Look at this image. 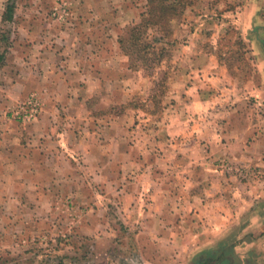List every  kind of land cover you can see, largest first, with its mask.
<instances>
[{
  "label": "rangeland",
  "instance_id": "374dc122",
  "mask_svg": "<svg viewBox=\"0 0 264 264\" xmlns=\"http://www.w3.org/2000/svg\"><path fill=\"white\" fill-rule=\"evenodd\" d=\"M187 2L184 14L169 24L171 33L164 39L162 64L153 69L137 68L129 59L131 70L125 78L128 85L126 81L122 85L127 90L121 91L117 86L123 82L108 85L114 90L112 94H120L122 100L106 101L109 103L106 109H100L99 104H104L103 95H108L102 88L93 99L96 120L103 115L99 112L107 110L112 121L129 124L133 136L143 138L147 161L175 158L174 178L165 174L167 163H160L158 169L155 165L148 167L147 162L140 163L139 167L132 165L126 175L119 158H110L112 162L106 158L103 166L97 163L95 172L101 175L111 172V176L116 173L118 178L109 187L103 186V179L92 180L88 170L84 181L90 201L85 204L62 195L52 199V204L44 210H37L34 201L28 203L29 197L19 193L17 199L23 203L15 216L20 225L0 227L4 235L14 239L9 248L0 245V264H193L200 255L203 259L214 256L226 260L225 264H264V166L240 161L237 152L230 149L243 152V144L254 141L255 131H248L249 120L254 124H262L264 120V100L246 88L250 84L254 89L262 83L257 68L259 55L252 46L263 53L257 40L264 35L255 30L249 34L250 28L243 33L242 24L235 17L247 11L248 15L255 16L254 22L263 23L264 0ZM8 4L14 5L12 20L4 19ZM2 5L0 39L8 37L9 42L3 45L11 43V46L0 67V87L9 50L18 40L19 27L26 22L44 25L47 20L70 28H86L87 17L95 13L98 17L92 21L93 27L103 19L106 22H100L99 26L116 25L118 29L120 24H126L121 27V36L129 26L140 21L147 0H4ZM217 73L226 76L228 81L224 84L219 81V85L211 82L206 87L203 82L207 74L212 77ZM234 83L241 88L238 94ZM189 87L192 93L186 95L188 91L184 90ZM204 91H208L206 117L211 125L201 133L198 114L190 99ZM44 92L35 90L21 100L8 103L6 118L21 125L38 121L45 104ZM125 92L127 99L123 101ZM31 94L39 97L40 112L34 120L25 121L15 115V110H21L20 106ZM223 100L228 109L221 105ZM229 107L237 108L234 117ZM220 111L226 113L216 114ZM231 118L240 123V131H223ZM214 119L224 123L222 127ZM171 120L177 123L175 130L168 133L163 128ZM185 123L187 131H184ZM138 124L143 129L140 133L133 132ZM128 139L132 142L133 137ZM254 148V154L261 152L264 158V141ZM84 166L80 160V168ZM142 171L135 179L137 172ZM156 171L162 173L161 179L154 178ZM169 182L176 190L175 208L180 210L170 214L171 219L166 218L165 223L169 222L170 226H162L165 224L162 216L157 218L162 211H152V204H157L152 193H161L162 187L171 186ZM18 184L20 192L28 190V184L25 187ZM32 190H36L33 185ZM141 193H144L146 210L136 211L132 206L141 200L137 199ZM159 195L157 202L161 203L163 196ZM29 206L32 212H27ZM190 256H193L191 260Z\"/></svg>",
  "mask_w": 264,
  "mask_h": 264
},
{
  "label": "crops",
  "instance_id": "0c3cea01",
  "mask_svg": "<svg viewBox=\"0 0 264 264\" xmlns=\"http://www.w3.org/2000/svg\"><path fill=\"white\" fill-rule=\"evenodd\" d=\"M3 2L4 0H0L2 11ZM2 11L0 12V20ZM97 17L98 15L95 13L88 16L89 22L86 28H70L45 20L44 25L26 22L18 29L19 37L9 50V58L2 71L3 84L0 87V227L20 225V221L17 223L15 216L16 211L21 209L23 203L17 199L19 193L29 197L28 203L34 201L37 210H44L46 205L52 204L50 203L52 199L62 195L72 196L83 204L89 202L88 196L90 194L86 195L85 193L87 187L84 181V177L88 176V170L92 180L103 179V186L105 184L109 187L115 183L117 180L115 178H118L116 173L115 176L114 174L111 176V172L104 173V175L95 172L97 163L103 166L106 158L109 162H112L110 158H119L118 162L124 167V174L126 175L132 165L139 167L140 163L147 162L148 167L155 165L157 166L155 169H158L160 163H167L165 174H170V179L174 178L176 170L172 169V166L176 162L175 158H154L156 164L147 161V158L144 157L146 151L143 138L134 137L130 131L132 127L129 124L119 125V123L112 121L107 110L99 112L103 115H100L96 120L97 113L94 109L95 101L93 99L99 92V88L108 94L102 97L104 104H99L100 109H106V104L108 105L116 99L117 101L122 100L120 94H112L114 90L108 85L112 82H123L117 86L121 91L127 90V86L123 87L122 85H125L124 81L127 83L128 79L125 78L131 70L128 64L129 58L123 53L119 43V36L122 33L121 27H125L126 24H120L121 27L119 26L118 29L116 25L99 26L100 22H106L103 19L97 23L98 27H93L92 21ZM235 17L242 24L243 33H245L246 28H250L249 34L251 32L254 34L255 30V32L264 35V22H254L255 16L248 15L247 11ZM257 41L264 50V38ZM252 47L254 52L256 51L259 55L257 68L261 73L262 83L254 89L250 84L246 85V88L264 100V51L261 53L254 45ZM203 75L206 76V74ZM209 76L207 74L205 82H203L206 87H209L211 82L219 85V81L223 84L228 81L226 76H221L219 73L215 76L212 75V77ZM234 85L237 91L241 90L240 86L237 88V84L234 83ZM231 88L234 90L233 85ZM191 89L189 87V89L184 90L185 93L188 91L186 95H189V92L192 93ZM225 89L228 88L225 87ZM35 90L45 91L43 93L45 104L39 120L28 125H21L8 120L6 118V105L11 101H18L27 97ZM124 95L123 101H126L127 93L125 92ZM187 97L190 96L185 98ZM208 98V91H204L199 94V97L190 99V103L193 102L195 114H198V126L201 133L211 125V121L206 117L209 111L207 107ZM224 101L221 102V105L228 109L227 102ZM235 109L237 108L230 109L231 117L238 113L234 112ZM224 113L226 112L220 111L216 114ZM211 115H213L212 111ZM213 121L221 127L224 124L215 119ZM176 123V120H171L163 129L170 133V131L175 130L174 124ZM261 123L254 124L249 120L248 131H255L253 132L254 141L244 143L243 152L240 153L230 147L232 152H237L236 157L240 161L245 163L250 161L264 166V158L261 156V152L254 154L256 153L255 145L264 141V120ZM139 126L133 132L140 133L143 127L141 124ZM225 126L228 127H224L223 131L227 132L242 129L240 123L235 122L233 118L225 123ZM184 131H187V123H185ZM129 132L132 134L129 135ZM130 136L133 137L132 142H129ZM156 139L158 137H155ZM227 144L229 145V143ZM80 160L85 164L84 169L80 168ZM170 167L173 172L170 171ZM156 172L154 178L161 179L162 173ZM142 173L143 171L137 172L135 179ZM18 183H22L23 187L28 184L26 186L28 190L20 192L17 189ZM32 185L36 190H32ZM43 186L45 187L42 190L37 189ZM172 190L171 184L167 188L162 187L161 193H152L153 199L157 203L152 204V211H162V214L157 218L160 219L162 216L161 221L164 223L166 218L169 219L170 217L171 219L173 212L180 210L175 208L176 190ZM108 194L109 192H107ZM158 194L163 196L161 203L157 202V198L160 200L161 197ZM42 196H45V202H42ZM143 196L144 193H141L137 199L142 200ZM141 200H136L135 205H131L134 210H146L143 208L144 203ZM27 212H32L30 206ZM224 223L225 221L219 225H224ZM29 225L31 227L33 224ZM163 225L170 226V223L167 222ZM13 243L14 239L12 240L10 236L8 237L0 231V245L4 249L9 248ZM192 258L193 256H190L189 260Z\"/></svg>",
  "mask_w": 264,
  "mask_h": 264
},
{
  "label": "trees",
  "instance_id": "16d2710c",
  "mask_svg": "<svg viewBox=\"0 0 264 264\" xmlns=\"http://www.w3.org/2000/svg\"><path fill=\"white\" fill-rule=\"evenodd\" d=\"M188 5L187 0H147V8L141 13L140 21L129 26L119 37L123 53L137 68L153 69L162 64V55L166 47L164 39L170 35L169 24L173 19L183 15ZM14 5L8 4L4 19H13ZM153 34V36H152ZM0 39V67L6 60L9 38Z\"/></svg>",
  "mask_w": 264,
  "mask_h": 264
},
{
  "label": "built area",
  "instance_id": "2783aa9c",
  "mask_svg": "<svg viewBox=\"0 0 264 264\" xmlns=\"http://www.w3.org/2000/svg\"><path fill=\"white\" fill-rule=\"evenodd\" d=\"M40 104L39 97L31 94L26 102L20 106L21 110L17 112L15 110V115L17 114V117H22L25 121H32L40 112Z\"/></svg>",
  "mask_w": 264,
  "mask_h": 264
},
{
  "label": "flooded vegetation",
  "instance_id": "af4514ba",
  "mask_svg": "<svg viewBox=\"0 0 264 264\" xmlns=\"http://www.w3.org/2000/svg\"><path fill=\"white\" fill-rule=\"evenodd\" d=\"M195 261H197V262H195ZM195 261L193 262V264L194 263H196V264H225L224 261H226V260L216 258L214 256L209 258V259H207V258L203 259L202 255H200L199 258L196 259ZM229 264H232V263H229ZM247 264H248V262H247Z\"/></svg>",
  "mask_w": 264,
  "mask_h": 264
}]
</instances>
